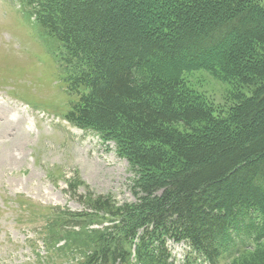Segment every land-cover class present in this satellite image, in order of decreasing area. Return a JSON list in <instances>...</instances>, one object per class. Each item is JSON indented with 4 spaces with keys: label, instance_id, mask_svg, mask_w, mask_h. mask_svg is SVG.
<instances>
[{
    "label": "trees",
    "instance_id": "1",
    "mask_svg": "<svg viewBox=\"0 0 264 264\" xmlns=\"http://www.w3.org/2000/svg\"><path fill=\"white\" fill-rule=\"evenodd\" d=\"M15 1L57 44L63 120L134 175V204L77 197L71 220L109 218L77 233L81 264H175L169 243L184 264H264V0ZM197 69L247 91L208 104L182 79Z\"/></svg>",
    "mask_w": 264,
    "mask_h": 264
},
{
    "label": "rangeland",
    "instance_id": "2",
    "mask_svg": "<svg viewBox=\"0 0 264 264\" xmlns=\"http://www.w3.org/2000/svg\"><path fill=\"white\" fill-rule=\"evenodd\" d=\"M56 45L17 1L0 0V264H81L87 241L77 233L105 228L109 218L71 220L84 209L77 197L137 201L114 145L63 120L76 98L64 93ZM182 79L218 108L247 91L205 69ZM63 213L76 224L62 232L55 220ZM169 249L175 264L185 263L183 245Z\"/></svg>",
    "mask_w": 264,
    "mask_h": 264
}]
</instances>
